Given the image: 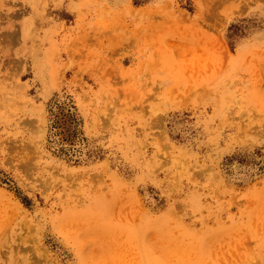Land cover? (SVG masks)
Instances as JSON below:
<instances>
[{
  "label": "rangeland",
  "instance_id": "374dc122",
  "mask_svg": "<svg viewBox=\"0 0 264 264\" xmlns=\"http://www.w3.org/2000/svg\"><path fill=\"white\" fill-rule=\"evenodd\" d=\"M0 264H264V0H0Z\"/></svg>",
  "mask_w": 264,
  "mask_h": 264
}]
</instances>
